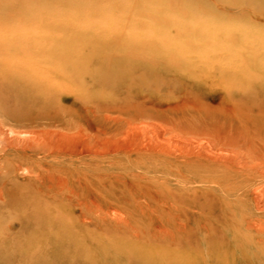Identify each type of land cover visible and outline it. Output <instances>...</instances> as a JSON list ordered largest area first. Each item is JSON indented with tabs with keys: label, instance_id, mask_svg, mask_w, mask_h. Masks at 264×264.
Here are the masks:
<instances>
[{
	"label": "rangeland",
	"instance_id": "1",
	"mask_svg": "<svg viewBox=\"0 0 264 264\" xmlns=\"http://www.w3.org/2000/svg\"><path fill=\"white\" fill-rule=\"evenodd\" d=\"M0 167V264H264V0H0Z\"/></svg>",
	"mask_w": 264,
	"mask_h": 264
},
{
	"label": "bare ground",
	"instance_id": "2",
	"mask_svg": "<svg viewBox=\"0 0 264 264\" xmlns=\"http://www.w3.org/2000/svg\"><path fill=\"white\" fill-rule=\"evenodd\" d=\"M47 65H49V64H46V66H47ZM46 66H45V67H46ZM49 66H50V65H49ZM51 66H52V65H51ZM35 68H36V67H35ZM51 69L53 70L54 68L51 67ZM49 70H50V69H49ZM62 70H63L64 73H66V70H64V69H62ZM32 72H33V71H32ZM32 72H31V74L34 75ZM52 72H53V71H52ZM53 73H54V72H53ZM43 74H44V73H43ZM45 74H46V73H45ZM26 76H27V75H26ZM28 76H29V75H28ZM43 76H44V75H43ZM5 80H6V79H5ZM45 80H46V79H45ZM45 80H43V81H45ZM46 81H47V80H46ZM39 82H40V81H39ZM39 82H38V83H39ZM5 83H6V82H5ZM8 83H9V82H8ZM44 83H45V82H44ZM44 83H43V84H44ZM47 83H49V81H47ZM50 83H51V82H50ZM57 83H58V82H57ZM10 84H11V83H10ZM55 84H56V83H55ZM13 85H14V84H13ZM44 85H47V86H48V84H46V83H45ZM52 86H53V85H52ZM63 86H64V85H63ZM41 90H42V89H41ZM38 92H40V91H38V89H37V93H38ZM37 93H36V94H37ZM40 93H41V92H40ZM40 95H42V94H40ZM35 98H37L36 95H35ZM3 138H4V137H3ZM37 148H38V147H37ZM39 149H40V148H39ZM5 150H6V149H5ZM5 150H4V151H5ZM3 154H4V153H3ZM4 157H5V156H4ZM7 158H9V157H7ZM9 159H10V158H9ZM3 160H4V159H3ZM10 160H11V159H10ZM13 162H14V161H13ZM9 163H10V161H9ZM6 164H7V163H6ZM19 164H20V163H19ZM19 164H18V165H19ZM2 167H4V166H2ZM28 167H29V166H28ZM0 169H3V168L0 167ZM35 175H36V174H35ZM51 191H52V190H51ZM49 192H50V191H49ZM54 192H55V191H54Z\"/></svg>",
	"mask_w": 264,
	"mask_h": 264
}]
</instances>
